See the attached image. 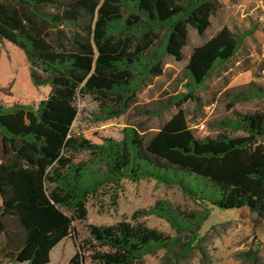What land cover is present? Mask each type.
Listing matches in <instances>:
<instances>
[{"label":"trees","instance_id":"1","mask_svg":"<svg viewBox=\"0 0 264 264\" xmlns=\"http://www.w3.org/2000/svg\"><path fill=\"white\" fill-rule=\"evenodd\" d=\"M221 8L220 0H0V41L22 49L54 86L38 108L0 103L4 150L10 143L13 153L0 165V192L12 189L0 205V264L51 263L53 249L73 236L74 222L88 219L89 200L108 185L119 187L124 178L177 184L195 202L227 211L248 207L264 218V109L237 112L220 122L240 134L205 136L190 125L182 107L192 90L240 49L241 40L227 25L192 49L185 67L190 93L171 95L157 108L137 107L146 115L177 108L156 132L132 128L120 140L106 138L97 145L79 143L72 134L81 113L78 96L111 103L108 117L124 114L150 75L163 74V55L182 61L190 28L203 35ZM262 97L264 87L252 81L232 94L229 106ZM84 150L91 157L77 161ZM205 210L159 198L130 220L91 223L68 264H84L86 258L144 264L147 255L160 251V264H183L203 241L210 214ZM151 214L168 220L177 233L141 220ZM259 252L241 255L255 264Z\"/></svg>","mask_w":264,"mask_h":264},{"label":"rangeland","instance_id":"2","mask_svg":"<svg viewBox=\"0 0 264 264\" xmlns=\"http://www.w3.org/2000/svg\"><path fill=\"white\" fill-rule=\"evenodd\" d=\"M254 0H220L222 8L212 17V25L203 35L190 28L189 44L183 49L184 59L176 60L164 54V71L159 76L150 75L140 88L136 98L137 103L124 114L108 117L106 107L111 103L96 101L90 97H79L81 109L79 118L74 124L72 134L80 143L86 139L91 144H106V138L120 140L132 128H145V134L156 132L173 115L177 108L171 107L160 115H146L140 113L137 107L146 109L159 107L171 95L190 93L191 79L186 73L192 49L205 43L212 34L227 25L233 29L241 40V47L229 61L214 70L207 81L192 90L193 97L187 99L182 107L187 112L190 125L204 120L207 135H217L222 131L230 135L242 133L232 132L221 127L224 118L233 119L237 112H251L264 109V97L237 102L233 107L229 104L232 94L252 81L264 87V21L257 20V13H252ZM249 14L243 16L241 9ZM165 29L160 31V39L164 38ZM51 76L39 68L32 67L25 52L13 45L12 42L0 41V103L12 106L16 103L28 104L38 108L42 99L46 98L54 86L49 83ZM168 92V95H165ZM214 102L212 110L209 104ZM10 143L4 142L0 130V165H6L12 160ZM89 151L77 154V161L88 160ZM7 194L0 192V205L4 198L12 195V189ZM171 201L185 209L204 212L205 207L210 210L205 220L201 235L203 241L200 247L191 251L183 264H251L245 262L241 252L260 249L259 259L255 264H264V220L257 211L247 207L235 210H225L217 206L201 204L186 195L177 184L167 185L152 178L131 180L124 178L119 187L108 185L97 199L91 198L88 203V219L74 222L73 236L63 240L52 251V261L49 264H68L78 247L79 241L88 234L89 224H114L124 218L131 219V215L138 209H148L156 199ZM141 220L148 225L175 235L176 229L165 218L157 214L142 216ZM31 252H26V257ZM163 251L155 255H147L144 264H160ZM7 264V263H6ZM84 264L95 263L90 258Z\"/></svg>","mask_w":264,"mask_h":264},{"label":"built area","instance_id":"3","mask_svg":"<svg viewBox=\"0 0 264 264\" xmlns=\"http://www.w3.org/2000/svg\"><path fill=\"white\" fill-rule=\"evenodd\" d=\"M254 12L257 13V17H256L257 20L260 22H263L264 21V0H255L254 9H253L252 13H250V14H253ZM242 14L245 17L249 13L244 10ZM214 106H215V104H214V102H212L209 104L208 109L212 110V107H214ZM191 126L196 128L198 133L201 135H205L207 133V126H206V123L204 120L198 121L197 123H194Z\"/></svg>","mask_w":264,"mask_h":264},{"label":"crops","instance_id":"4","mask_svg":"<svg viewBox=\"0 0 264 264\" xmlns=\"http://www.w3.org/2000/svg\"><path fill=\"white\" fill-rule=\"evenodd\" d=\"M254 6H255V0L253 1V6H252V11H253V9H254ZM245 9L244 8H242L241 9V11H242V13H243V11H244ZM246 11V10H245ZM247 12V11H246ZM254 14V13H253ZM10 187L8 186L7 188H6V192H5V194H7L8 193V191L10 192V189H9ZM2 194V193H1ZM8 197L10 198L11 196L10 195H8ZM7 197V198H8ZM5 199V198H4ZM6 264V263H5Z\"/></svg>","mask_w":264,"mask_h":264},{"label":"water","instance_id":"5","mask_svg":"<svg viewBox=\"0 0 264 264\" xmlns=\"http://www.w3.org/2000/svg\"><path fill=\"white\" fill-rule=\"evenodd\" d=\"M248 208V207H247ZM249 209H251V208H249ZM252 210V209H251ZM254 211H257L258 213H259V211L258 210H254ZM259 215L261 216V214L259 213ZM261 218H263V217H261ZM263 220H264V218H263Z\"/></svg>","mask_w":264,"mask_h":264}]
</instances>
